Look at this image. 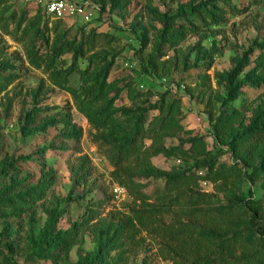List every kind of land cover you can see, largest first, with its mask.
I'll use <instances>...</instances> for the list:
<instances>
[{
	"label": "rangeland",
	"instance_id": "374dc122",
	"mask_svg": "<svg viewBox=\"0 0 264 264\" xmlns=\"http://www.w3.org/2000/svg\"><path fill=\"white\" fill-rule=\"evenodd\" d=\"M64 1L0 0V264H193L160 229L217 224L264 264V86L228 101L224 80L244 58L238 81L264 77V0ZM233 192L260 212H222ZM140 212L156 228L130 241Z\"/></svg>",
	"mask_w": 264,
	"mask_h": 264
},
{
	"label": "trees",
	"instance_id": "16d2710c",
	"mask_svg": "<svg viewBox=\"0 0 264 264\" xmlns=\"http://www.w3.org/2000/svg\"><path fill=\"white\" fill-rule=\"evenodd\" d=\"M114 3H116L115 0ZM213 3H215L214 0H209V2H205L204 6ZM184 14H186V12H184ZM204 51L205 50H200V52L198 53V63L206 58V51ZM247 62V58L239 61L238 66L231 73L224 76L228 94V101L237 100L242 94L243 87H250L258 90L264 86V77L258 75H251L244 81H238L239 75L242 73V69ZM263 116H258L255 120V123L261 124V127H263L262 129H264ZM230 118H232V116L229 115L223 121L219 120L217 122V143H226L228 135L230 133V129L232 128ZM239 139L240 136L235 135L233 137V142H237ZM233 142L232 147L234 151H236L237 149L239 150L241 146L236 145V143L234 144ZM261 155H263L264 157V151ZM260 171L264 172V167L255 169L253 174ZM244 174H246L250 180L252 179V173L249 174V172H246ZM183 177H185L184 174H176L175 176L168 177L167 179L169 181H173L175 179H180ZM189 197L194 201L193 203L195 206L206 204L201 197L194 193H191ZM236 207L252 208L255 209L257 213H259L261 204L253 202L252 199L248 200L247 198L239 197L234 193L232 194V198L228 202V205L222 207L221 211L224 213H231ZM154 219H156L155 214H151L149 212L136 213L135 218L130 219L125 226L127 239L130 241H135L136 234H134L132 230L136 227H139L146 232L149 231V228L151 226L156 228V226L153 224ZM166 231L161 229L159 231L160 237L163 240V245L168 251V255H170H164L165 260L175 261L176 258L184 259L183 255H186L185 257L189 259L192 257L196 258V261L193 262V264H255L257 262V254L251 253V238H245L244 236L235 235L232 228H230L229 226L217 224L214 227L205 229V231L202 234H199L198 237L194 232H192V230L188 229L186 226H184V228H178L172 233H168V231ZM184 236L186 239L183 238ZM202 238H206L212 240V242L217 243V249L215 251H210ZM54 243L57 242H47L49 246H53ZM102 258L103 255L100 254H96L94 257L95 261ZM7 261V264H15L11 260H9L8 257Z\"/></svg>",
	"mask_w": 264,
	"mask_h": 264
},
{
	"label": "built area",
	"instance_id": "2783aa9c",
	"mask_svg": "<svg viewBox=\"0 0 264 264\" xmlns=\"http://www.w3.org/2000/svg\"><path fill=\"white\" fill-rule=\"evenodd\" d=\"M37 5L42 6L47 14L53 18L61 19L66 15H73L75 8L64 0H34Z\"/></svg>",
	"mask_w": 264,
	"mask_h": 264
}]
</instances>
